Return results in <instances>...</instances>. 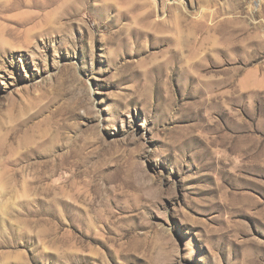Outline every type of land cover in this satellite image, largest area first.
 I'll list each match as a JSON object with an SVG mask.
<instances>
[{
    "label": "rangeland",
    "instance_id": "rangeland-1",
    "mask_svg": "<svg viewBox=\"0 0 264 264\" xmlns=\"http://www.w3.org/2000/svg\"><path fill=\"white\" fill-rule=\"evenodd\" d=\"M0 264H264V0H0Z\"/></svg>",
    "mask_w": 264,
    "mask_h": 264
}]
</instances>
